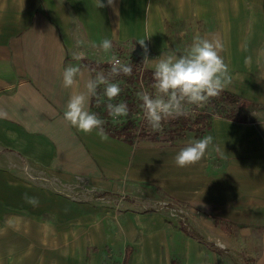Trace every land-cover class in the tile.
I'll use <instances>...</instances> for the list:
<instances>
[{"label": "crops", "instance_id": "0c3cea01", "mask_svg": "<svg viewBox=\"0 0 264 264\" xmlns=\"http://www.w3.org/2000/svg\"><path fill=\"white\" fill-rule=\"evenodd\" d=\"M103 2L97 8L96 0H0V249L17 250L4 246L16 234L26 235V249H37L35 235L44 243L57 236L53 249L74 264H204L203 246L182 244L184 232L165 212L139 208L169 198L192 204L210 221L261 234L264 250L263 115L249 117L240 99L236 118L214 116L200 134L153 140L104 129L102 140L98 130L86 134L63 119L73 89L62 83L68 66L81 68L83 90L94 79V62L116 54L144 61L140 40L151 59L144 66L153 69L161 56L186 53L199 36L222 46L231 77L225 89L259 100L264 0ZM106 38L108 52L100 47ZM92 104L93 97L91 112ZM207 136L213 143L204 158L176 165L182 148ZM209 257L213 264L210 250Z\"/></svg>", "mask_w": 264, "mask_h": 264}, {"label": "clouds", "instance_id": "9594fccd", "mask_svg": "<svg viewBox=\"0 0 264 264\" xmlns=\"http://www.w3.org/2000/svg\"><path fill=\"white\" fill-rule=\"evenodd\" d=\"M107 3L114 5V0H107ZM105 6L103 0H96L97 8ZM139 43L144 48L143 63L147 65L151 60L147 54V45L145 40H140ZM100 47L108 52L112 48V42L106 38ZM221 47L218 40L198 36L186 53L178 56L160 55L161 58L155 60L152 65L155 95L146 91L137 93L142 101L144 116L154 130H159L162 122L168 118L187 115L186 105L202 107L226 88L231 77L228 66L220 55ZM75 59H83V54H76ZM110 64L111 73L114 75L132 74L131 66L122 63L115 56L112 57ZM78 77H83L79 66H68L63 71V87L73 89L63 119L86 134L98 130L100 138L107 140L108 136L103 128L105 121L89 110V103L91 98L97 95V89L104 85L103 95L109 101L107 104L109 115L114 120L126 117L129 115L126 103H111L121 93V87L118 83L109 82L103 74H97L95 79L89 77L84 81L83 90H78L80 89ZM212 143V136L190 141L188 146L182 148L176 155V165L186 167L199 162ZM25 199L33 205L39 202L36 197H29L27 194Z\"/></svg>", "mask_w": 264, "mask_h": 264}, {"label": "rangeland", "instance_id": "374dc122", "mask_svg": "<svg viewBox=\"0 0 264 264\" xmlns=\"http://www.w3.org/2000/svg\"><path fill=\"white\" fill-rule=\"evenodd\" d=\"M258 82L262 85V96L255 100L251 93L241 94L242 102L249 105V117L264 116V68L259 69L256 74ZM234 86L235 79H232ZM254 111V112H253ZM140 210H158L165 212L167 218L186 236L181 239V243L188 245L192 240L203 246L204 264H208L210 259L209 250L212 252L216 261L213 264H257L258 260L264 255V250L260 239L261 234L252 233L246 229L241 230L233 222L228 220H211L202 211L195 208L192 204L177 202L173 199L162 198L153 201L146 200L139 207ZM236 226V227H235ZM37 236V249L30 245L26 249L28 241L26 235L16 234L11 241H4V246L17 250L0 249V264H74V262L63 256L59 248V237L51 241H44L43 235ZM141 237V236H138ZM38 238L41 240L39 241ZM187 238V239H186ZM191 240V241H190ZM6 243H8L6 245ZM33 244V243H32ZM181 253H178L179 256ZM183 259V257H182ZM199 261H201L199 259ZM185 260H183V263ZM194 264H197L196 262Z\"/></svg>", "mask_w": 264, "mask_h": 264}, {"label": "trees", "instance_id": "16d2710c", "mask_svg": "<svg viewBox=\"0 0 264 264\" xmlns=\"http://www.w3.org/2000/svg\"><path fill=\"white\" fill-rule=\"evenodd\" d=\"M122 56L125 60L124 64L132 68L130 76L123 73L112 74L111 65L108 63L94 62L92 64L94 79L97 74H103L109 82L118 83L121 87V93L111 103L124 102L129 108L128 116L114 120L108 113L107 104L109 101L103 95L104 85L97 89V95L93 97V113L105 121L103 128L108 132L128 138L158 140L160 135L167 134L171 137L187 130H195L200 134L210 127L214 116L236 118L239 115V105L242 106L239 94L224 89L218 96L211 98L205 107L197 109L194 113L187 111V115L168 118L162 122V127L159 130H154L146 118L142 117L144 113L142 101L137 96L138 92L144 91L155 95L156 90L153 87L155 82L154 70L146 68L143 61L138 57Z\"/></svg>", "mask_w": 264, "mask_h": 264}, {"label": "built area", "instance_id": "2783aa9c", "mask_svg": "<svg viewBox=\"0 0 264 264\" xmlns=\"http://www.w3.org/2000/svg\"><path fill=\"white\" fill-rule=\"evenodd\" d=\"M116 58H118L122 63H124V58L122 55L116 54L115 55ZM112 59V58H111ZM111 59L107 62L108 64H110ZM111 65V64H110ZM206 104H204L202 107L201 106H195V105H186V110L190 113H194L197 109H201L203 107H205ZM142 117L144 118V113L142 114Z\"/></svg>", "mask_w": 264, "mask_h": 264}]
</instances>
